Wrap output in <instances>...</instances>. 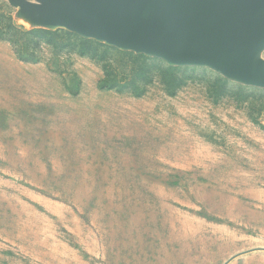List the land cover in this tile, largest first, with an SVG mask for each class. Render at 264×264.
<instances>
[{
  "label": "rangeland",
  "instance_id": "1",
  "mask_svg": "<svg viewBox=\"0 0 264 264\" xmlns=\"http://www.w3.org/2000/svg\"><path fill=\"white\" fill-rule=\"evenodd\" d=\"M147 1L0 0L122 86L64 32L0 41V264H264V38L231 57Z\"/></svg>",
  "mask_w": 264,
  "mask_h": 264
},
{
  "label": "water",
  "instance_id": "2",
  "mask_svg": "<svg viewBox=\"0 0 264 264\" xmlns=\"http://www.w3.org/2000/svg\"><path fill=\"white\" fill-rule=\"evenodd\" d=\"M142 12L201 32L223 44L225 53L239 55L246 37L264 38V0H148Z\"/></svg>",
  "mask_w": 264,
  "mask_h": 264
},
{
  "label": "trees",
  "instance_id": "3",
  "mask_svg": "<svg viewBox=\"0 0 264 264\" xmlns=\"http://www.w3.org/2000/svg\"><path fill=\"white\" fill-rule=\"evenodd\" d=\"M62 32L76 38L77 42H71L72 44H69L68 47L78 51L77 54L79 56L89 57L90 59L99 61V63L102 62L101 66L104 72V78L100 81L102 88L108 90L116 89V91H119L118 89H120L122 86L119 84V82H116L114 85L110 84L109 78H111V72L109 73L107 68L108 66L106 65V58H102L100 56L102 53L105 54V52L102 51L118 50L110 47V45L106 44L105 42L91 38H85L71 31H64L61 29L51 30L45 26H35L32 29H25L23 26L18 25L17 19H13L12 21L0 26V41L7 42L11 45L13 52L19 61L35 64L40 63L41 60L36 58V54L33 51L34 49L28 46V42L35 40L34 38H38L39 40L43 39V47L46 45V47H53L54 49V45H56V41L59 40L61 36L60 34ZM48 33L54 36V41L47 42L46 39L44 40L45 35Z\"/></svg>",
  "mask_w": 264,
  "mask_h": 264
},
{
  "label": "crops",
  "instance_id": "4",
  "mask_svg": "<svg viewBox=\"0 0 264 264\" xmlns=\"http://www.w3.org/2000/svg\"><path fill=\"white\" fill-rule=\"evenodd\" d=\"M261 251H264V250H260V249H259V251H258V252H261Z\"/></svg>",
  "mask_w": 264,
  "mask_h": 264
}]
</instances>
